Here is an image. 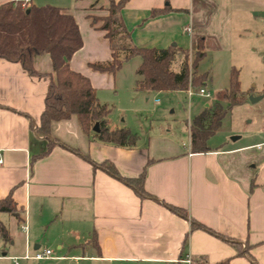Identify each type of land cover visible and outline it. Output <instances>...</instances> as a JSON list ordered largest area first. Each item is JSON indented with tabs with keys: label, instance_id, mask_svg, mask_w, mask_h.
Listing matches in <instances>:
<instances>
[{
	"label": "crops",
	"instance_id": "crops-1",
	"mask_svg": "<svg viewBox=\"0 0 264 264\" xmlns=\"http://www.w3.org/2000/svg\"><path fill=\"white\" fill-rule=\"evenodd\" d=\"M95 2L55 6L74 16L83 41L70 68L88 77L106 103L100 95L114 88L116 72L88 66L110 59L104 32L88 16L106 13ZM261 14L264 0H125L121 8L135 45L191 52L202 37L205 57L244 46ZM33 66L38 76L0 59V198L12 196L18 234L10 233L9 241L22 245L0 260L14 264L10 256L50 249L51 258H19L18 264H185L187 254L208 264H264V127L248 141L238 136L200 152L190 149L188 124L186 145L170 129L138 136L130 146L103 143L82 132L75 115L53 121L46 137L36 127L53 74L49 55L34 57ZM104 160L123 176L144 172L151 197L95 164Z\"/></svg>",
	"mask_w": 264,
	"mask_h": 264
},
{
	"label": "trees",
	"instance_id": "trees-1",
	"mask_svg": "<svg viewBox=\"0 0 264 264\" xmlns=\"http://www.w3.org/2000/svg\"><path fill=\"white\" fill-rule=\"evenodd\" d=\"M125 0H108L106 14L97 18L90 17V23L104 32L110 49V59L105 62H88L95 71L115 73L124 61L138 56L140 62L136 68L138 78L134 88L138 91H172L201 87L206 72L198 71L199 62L205 57L203 38L198 37L196 47L191 52L176 45L157 49L137 46L132 42L130 32L121 16ZM98 20L101 23H97ZM82 37L74 16L55 5H36L31 1L10 0L0 3V59L16 62L31 75H39L33 66L34 57L48 54L53 74L49 76L44 95V107L36 127L38 134L48 137L53 121L64 120L75 115L80 129L91 138L103 143L130 146L134 145L138 135L129 129L112 128L107 124L110 108L96 96L95 89L88 77L70 68V59L82 46ZM192 59L188 64V55ZM183 59L177 69L173 65L177 58ZM238 70L230 71L228 87L225 93L226 107L214 101L189 122V146L191 151L208 150L207 139L220 127L227 108L242 103L245 97L239 95ZM97 123L98 130L93 126ZM52 142L49 141L48 148ZM110 175L131 186L140 195H151L143 186L144 172L138 176H123L110 161L99 163ZM172 211L186 217L184 208L166 204ZM16 215V206L10 194L0 198V213ZM194 226H197L193 222ZM0 239L11 240L7 226L0 220ZM215 264H228L227 260Z\"/></svg>",
	"mask_w": 264,
	"mask_h": 264
},
{
	"label": "rangeland",
	"instance_id": "rangeland-1",
	"mask_svg": "<svg viewBox=\"0 0 264 264\" xmlns=\"http://www.w3.org/2000/svg\"><path fill=\"white\" fill-rule=\"evenodd\" d=\"M5 0H0L2 3ZM65 0H37L36 5H60ZM96 0V3L100 1ZM106 5L98 4V8H106ZM94 4V5H95ZM104 13V12H103ZM104 14L96 15L99 18ZM245 34L241 41L244 46L236 48L233 53L208 54L198 64V71L206 72V78L201 85L210 95L205 96L197 92V87L191 86L194 94L188 96L186 90L152 91L143 94L134 89L135 79L138 78L136 68L140 62L138 56H133L124 61L121 68L114 74V88L104 90L100 99H106L109 111V123L112 128L124 127L140 138H145L150 133L170 129L168 134L173 140L187 144V129L191 118L204 108L206 102L219 101L224 107L227 105L225 93L228 87L230 71L232 68L238 70L239 95L245 100L231 108H227L222 118L220 127L207 139V144L218 145L223 141L231 142L232 136L241 137L239 140L248 141L257 129L264 127V14ZM97 23H101L98 20ZM183 59L180 55L179 61L173 65L177 69ZM192 59L188 55V64ZM262 95L258 100L252 101L250 96ZM183 141V142H182ZM0 219L7 225L12 235H17V226L12 214L0 213ZM20 237V236H17ZM19 242V241H18ZM21 249L22 245L15 242L0 239V256L7 251V255L14 252L11 248ZM20 253V252H19ZM23 253V252H22ZM19 255V254H18ZM20 257V256H19ZM21 261V260H20ZM0 264H11V261L0 260Z\"/></svg>",
	"mask_w": 264,
	"mask_h": 264
},
{
	"label": "built area",
	"instance_id": "built-area-1",
	"mask_svg": "<svg viewBox=\"0 0 264 264\" xmlns=\"http://www.w3.org/2000/svg\"><path fill=\"white\" fill-rule=\"evenodd\" d=\"M186 91L188 93V96H192L194 94V91L192 90L191 86H189ZM197 92L202 94V95H205V96L210 95L209 91H206L203 87H199L197 89ZM1 162H2V160L0 159V163ZM0 257H5V255H1ZM51 257H52V251L50 249H43V250L38 249L32 253L27 251L20 257L19 256H10V258L14 261V264H18L19 258L42 260V259H47V258H51ZM182 261L185 264H208L205 260L194 259L191 255H188V254L184 256Z\"/></svg>",
	"mask_w": 264,
	"mask_h": 264
},
{
	"label": "water",
	"instance_id": "water-1",
	"mask_svg": "<svg viewBox=\"0 0 264 264\" xmlns=\"http://www.w3.org/2000/svg\"><path fill=\"white\" fill-rule=\"evenodd\" d=\"M259 98H261V95H260V96H250V99H251L252 101L258 100ZM93 130H94V131H97V130H98L97 123L94 124V126H93ZM237 137H238V136H232L231 139L234 140V139H236ZM3 255H5V254H3Z\"/></svg>",
	"mask_w": 264,
	"mask_h": 264
}]
</instances>
